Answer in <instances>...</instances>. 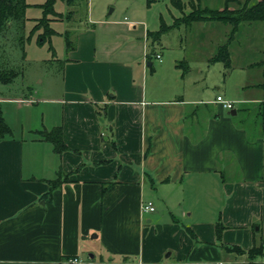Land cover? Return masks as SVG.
I'll list each match as a JSON object with an SVG mask.
<instances>
[{"label":"crops","instance_id":"obj_1","mask_svg":"<svg viewBox=\"0 0 264 264\" xmlns=\"http://www.w3.org/2000/svg\"><path fill=\"white\" fill-rule=\"evenodd\" d=\"M204 3L220 9L225 0ZM184 8L157 40L150 32L162 15L156 26L91 14L65 42L60 82L49 78L38 95H0L12 129L0 139V264L73 255L87 264H250L229 246L247 251L264 238V57L233 65L228 48L226 66L215 56L227 44L211 56L226 69L217 96L233 102L229 114L205 96L186 55L162 59L172 26L224 22L187 23ZM55 126L62 153L38 132ZM149 200L155 211H143ZM253 262L264 264V253Z\"/></svg>","mask_w":264,"mask_h":264},{"label":"rangeland","instance_id":"obj_2","mask_svg":"<svg viewBox=\"0 0 264 264\" xmlns=\"http://www.w3.org/2000/svg\"><path fill=\"white\" fill-rule=\"evenodd\" d=\"M45 1L27 0L30 5L25 12L26 22L23 29L25 39L23 42L13 41L14 43L3 47L5 50H0L4 57L9 59L17 69L21 70L12 82H0V95L28 96L30 93L38 95L45 93L43 89L46 90L45 85L49 78H52L55 85L60 82L62 74L61 59L65 53L66 37L73 39L74 29L84 24L91 14L96 17V15L106 16L113 13V17L123 19L127 16L131 21L147 19V22H152L156 26H159L160 15H162L166 24H172L176 16L183 15L181 9L171 3V0H152L150 5H147V0H87L72 6L67 5L64 0H56L54 4L55 10L63 14V16L62 18H59L60 16L55 18L53 14L46 15L44 13L42 4ZM182 1L185 3V11L189 12L187 14H190L194 9L198 11V9L204 8L202 3L206 2V0H199V3L196 0ZM208 1L212 3V6L219 7L216 5H218L217 3L220 0ZM251 1L235 0L226 4H228L230 9H233L240 8L245 2L250 3ZM226 4H224V7ZM69 13H71L70 16H68ZM44 16L51 18L48 22L54 32L46 33L47 26L44 23L33 30L35 24ZM186 17L184 15L181 19L185 20ZM199 26L194 30L186 29L183 24L178 27L172 26L161 40L164 44L162 47V59L172 61L176 55H179V57L186 55L193 69L190 74L204 77V94L208 99H211L216 98L221 91L218 87H222L224 82L226 83L228 80V76L225 73L226 69L223 68L222 63L209 62L211 56L217 54L220 45L227 44L229 51H231V63L233 65L240 64L245 59H249L250 62L260 61L264 57V21L241 23L234 33L230 32L233 29V25L225 22L204 21ZM203 27L204 36L203 30H201ZM202 36L204 37V42L201 41ZM211 39L214 40L212 43H210ZM179 40L182 42L184 49L180 48ZM152 60L154 67H158L159 58L153 57ZM203 63L204 66H201ZM196 69H201V71H196ZM164 72L165 74L159 72L156 76H167V70H164ZM41 77L44 80L43 82L38 80L42 79ZM180 85L185 86V83H180ZM53 90L56 89L53 88ZM208 109L213 111L212 108ZM205 111L206 109L204 108ZM218 197L214 195L213 199H210L211 205L215 203L216 207L217 201L220 200V196Z\"/></svg>","mask_w":264,"mask_h":264},{"label":"trees","instance_id":"obj_3","mask_svg":"<svg viewBox=\"0 0 264 264\" xmlns=\"http://www.w3.org/2000/svg\"><path fill=\"white\" fill-rule=\"evenodd\" d=\"M55 1L56 0H46L42 6H44V13L46 15L53 14L56 17L60 16L62 18L63 14L55 10ZM65 3L69 6L75 5L82 1L87 0H64ZM175 5L182 8L181 0H172ZM235 0H225V4ZM250 1V0H248ZM240 3V2H239ZM249 2H245L242 4L240 8H233L230 9L228 4L225 5L223 9L219 8H200L198 11L194 9L190 14H186L187 23H192L195 20H221L224 22H229L233 25L232 33L236 32L239 25L245 22H253V21H264V0H252ZM30 4L27 0H0V50L3 49L4 46L10 45V43L16 42H23L25 36L23 34V29L26 22V9ZM193 7V6H192ZM71 13L68 14L70 16ZM34 28L37 29L44 23L46 28V33L54 32V29L49 26V20L51 18L44 16L40 18ZM169 26L164 22L162 19L160 29L156 31H151L150 36L157 40L163 32H165ZM44 37L43 34H41ZM67 39V47H71V40L66 37ZM3 56V53L0 51V82L3 83H10L14 80L16 76L19 75L20 69H17L14 64ZM215 59H222L226 66L230 65L229 59V51L227 45H224L220 48L218 54L215 56ZM178 66L183 67L181 63ZM263 108V113L260 112L261 117L264 123V101L260 103ZM241 111H246L248 108L244 107L240 109ZM44 139L52 142L54 146V150L58 153H62L68 147L64 142L63 139V128L61 126H55L51 130H41L38 131ZM12 133V129L10 125L6 122L3 114L2 104L0 102V139L5 137L6 135H10ZM217 234L220 238L224 225L221 222L217 223ZM230 250L236 252H242L248 254L249 258L251 259L250 264H254V260L256 256L264 253V238L259 242L254 244L249 250H244L239 246H229Z\"/></svg>","mask_w":264,"mask_h":264},{"label":"built area","instance_id":"obj_4","mask_svg":"<svg viewBox=\"0 0 264 264\" xmlns=\"http://www.w3.org/2000/svg\"><path fill=\"white\" fill-rule=\"evenodd\" d=\"M156 57L161 58V55L156 54ZM216 101L222 104V106L225 108L232 109L234 107L233 102L225 99L222 95H218L216 97ZM142 209L143 211L152 212V211H155V205L151 200L145 201L142 204ZM65 264H87V261L78 255H73V256L66 258ZM139 264H147V263L144 261H140ZM218 264H223V263L219 262Z\"/></svg>","mask_w":264,"mask_h":264},{"label":"water","instance_id":"obj_5","mask_svg":"<svg viewBox=\"0 0 264 264\" xmlns=\"http://www.w3.org/2000/svg\"><path fill=\"white\" fill-rule=\"evenodd\" d=\"M237 112H236V109H231L230 111H229V114H232V115H235Z\"/></svg>","mask_w":264,"mask_h":264}]
</instances>
